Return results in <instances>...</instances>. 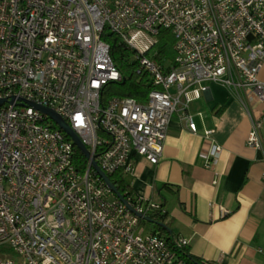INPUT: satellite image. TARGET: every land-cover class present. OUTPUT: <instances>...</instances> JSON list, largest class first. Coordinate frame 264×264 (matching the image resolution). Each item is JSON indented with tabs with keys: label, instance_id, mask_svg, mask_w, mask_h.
Instances as JSON below:
<instances>
[{
	"label": "built area",
	"instance_id": "1",
	"mask_svg": "<svg viewBox=\"0 0 264 264\" xmlns=\"http://www.w3.org/2000/svg\"><path fill=\"white\" fill-rule=\"evenodd\" d=\"M160 28L174 37L163 65L147 54ZM105 31L135 50L159 86L144 102L104 97L122 78ZM262 69L264 0H0V264H190L185 238L169 242L140 222L158 204L126 205L93 163L106 175L131 172L134 153L156 164L171 116L210 82L240 101L247 145L263 149ZM50 113L85 144L82 167ZM220 151L209 144L207 166Z\"/></svg>",
	"mask_w": 264,
	"mask_h": 264
},
{
	"label": "crops",
	"instance_id": "2",
	"mask_svg": "<svg viewBox=\"0 0 264 264\" xmlns=\"http://www.w3.org/2000/svg\"><path fill=\"white\" fill-rule=\"evenodd\" d=\"M260 76L264 79V69ZM252 105L263 107L258 101ZM249 129L231 90L210 82L186 113L171 116L159 161L152 164L134 153L132 171L121 172L128 176L130 196L162 203L165 220L188 241L189 253L213 264H264V118L263 149L247 145ZM206 130H212L209 137ZM210 143L221 151L207 166Z\"/></svg>",
	"mask_w": 264,
	"mask_h": 264
},
{
	"label": "trees",
	"instance_id": "3",
	"mask_svg": "<svg viewBox=\"0 0 264 264\" xmlns=\"http://www.w3.org/2000/svg\"><path fill=\"white\" fill-rule=\"evenodd\" d=\"M103 39L109 45V56L113 64L121 73V80L117 82L109 83L104 91V97L109 98L112 96L131 97L138 102H144L146 95L152 89L159 88L154 84L152 76L149 72L139 68L138 61L133 57L135 50L130 47L125 41L116 33L105 31L103 33ZM173 43L174 37L172 32L167 28H160L157 33V41L150 49L153 52L148 56L156 60L160 64H164V61L172 59L173 56ZM71 139L72 137L67 134ZM73 140V139H72ZM75 149V156L82 167L85 164V155L73 142ZM112 183L125 197H131L128 189L129 185L126 183L121 171H117L111 175H108ZM157 209H152L148 213L149 219H140V222L150 223L155 228L153 231L163 235L169 242L178 240L179 236L174 234L169 227V222L165 220L166 210L162 203H158ZM180 253L184 257L185 261L190 264H202L201 259L193 256L188 251V243L180 247Z\"/></svg>",
	"mask_w": 264,
	"mask_h": 264
},
{
	"label": "water",
	"instance_id": "4",
	"mask_svg": "<svg viewBox=\"0 0 264 264\" xmlns=\"http://www.w3.org/2000/svg\"><path fill=\"white\" fill-rule=\"evenodd\" d=\"M49 115L58 124V126H60V128H62L67 134H69L72 137L73 142L78 146V148L82 151V153L87 157L89 155V153L86 149L85 144L81 141V139L78 137V135L76 133H74L72 131V129L58 115H56L54 113H50ZM93 165H94L96 171L98 172V174L102 177L105 184L109 187V189L115 194L116 197H118L123 203H125L127 205V199H126L125 195H123L122 193L119 192V190L115 187V185L110 180L109 176L106 175L103 171H101L95 163H93ZM138 215L140 217L146 219V220L149 219L148 216H144L140 213H138Z\"/></svg>",
	"mask_w": 264,
	"mask_h": 264
},
{
	"label": "rangeland",
	"instance_id": "5",
	"mask_svg": "<svg viewBox=\"0 0 264 264\" xmlns=\"http://www.w3.org/2000/svg\"><path fill=\"white\" fill-rule=\"evenodd\" d=\"M153 51L152 50H150L149 51V54H151ZM172 58H173V56H172ZM169 61V60H168ZM168 61L166 60V61H164V63H168ZM125 179L126 180H128V176H127V174H125ZM143 226H144V229H145V231H147V232H149V231H153L155 228L153 227V225H151L150 223H143Z\"/></svg>",
	"mask_w": 264,
	"mask_h": 264
}]
</instances>
